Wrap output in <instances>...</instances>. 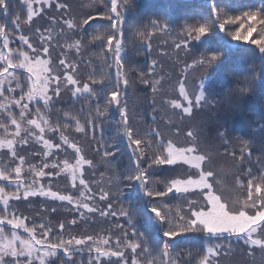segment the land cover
Instances as JSON below:
<instances>
[{
	"label": "snow or ice",
	"instance_id": "obj_1",
	"mask_svg": "<svg viewBox=\"0 0 264 264\" xmlns=\"http://www.w3.org/2000/svg\"><path fill=\"white\" fill-rule=\"evenodd\" d=\"M33 2L43 5L48 4L49 0H24L27 6L28 22H31L33 16L37 14V10L32 7ZM130 3L131 0H122L119 3L118 0H110V4L105 5L110 10L101 14L103 19L109 21L108 25L101 26L105 29V35H94L92 37L94 41H106L108 50L115 57L116 83L110 91L103 92L104 106L99 102L97 90L92 88L90 83H82L77 78L75 75L76 66L71 60L60 58L57 68H52L49 59L50 40L46 38L42 40L41 47L44 55L41 57V47H35L26 36L21 35L19 37L21 43L32 49L33 55H29L23 50H19L13 55L14 50L9 49L10 34L5 30V25L0 24V40L3 43V49L0 50V62L4 64V67L0 70V98H2L0 99V112L5 114L10 121L9 125V123L0 120V129H3L4 132L3 137H0V150H4L5 154H10L12 160L19 161L12 169L9 167L0 168V181H5L7 186H11L10 190L6 186H0V205H3V211L0 212V264H50L51 259L61 252L63 257H61L60 264H69L76 253L84 252L89 253L88 264H93V262L102 264V258H108L111 262L113 257L116 258L114 264H129V259L125 255V248L131 249L133 254L131 264H138L135 257L140 253H143L146 258L152 255L147 246V241L141 239L142 234L133 230L129 235L124 225L119 223L118 220L116 228L119 230V234L113 233L115 241H113L111 235L91 234L70 236L68 239H64L65 225L63 223L59 224L60 233H53L50 224L33 221L29 225L25 222L28 219L26 216L17 214L15 209L10 207V201L21 200V190L23 189L22 196L24 200L37 196L51 198L72 205L70 210L78 213L81 218H87L85 212H99L101 217L124 218L129 227L133 229L135 227L136 210L125 207L114 208L110 199L112 193L101 191L99 200H108L106 208H97L95 205L88 203L92 189L84 178L83 172L84 166L91 167L93 161L82 155V147L76 141L70 140L63 131H60V143L57 144H53L50 139L44 136L46 129L48 131H59L61 128L71 126L66 122L68 119H73L71 113H64L66 121L63 125L53 126L42 115L41 108V105L43 110L54 107L55 99L61 96V89L66 86H71L68 90L71 91L73 97L84 96L90 102H96L94 109L92 107L88 109V119L85 124L76 119L74 127L78 133L85 135L87 134L86 125H90L93 133L99 127L101 135L98 143L103 148L102 155L106 158L115 155V152L110 151L111 148L115 147V142L110 143L104 140L103 118L108 115V107L114 106L119 111L122 131L118 130V135H123L126 138L131 154L135 158V166L123 177L129 184L138 183L141 189L144 190L145 195L152 201L155 197H166L173 194L172 198L179 195L186 202L188 212L185 215H180L176 222H173V219L167 213L161 214L160 209L163 207V201L153 203L151 212L166 226L163 233V257H169L174 252L173 246L168 241H173L186 233L204 234L217 239L234 237L237 241H243L246 245H255L264 249V153L257 155L255 160V163L259 166V175L254 174L252 167H248L242 170L244 175L248 177L246 183L241 179H237V185L246 189L247 196L240 203V207L236 208L224 195L223 188H214L212 180L214 173L211 169L205 167L207 157L197 150L195 144L180 146L170 140H165L163 134L155 129L147 134L149 139L146 142L145 137L140 134L139 130L129 123L131 117L128 113L127 101L122 95L121 85L124 89H127L131 86L132 81L124 72L125 59L121 55L123 48L121 38L124 36L122 9L125 6H130ZM55 7L61 9L65 8L66 5L56 4ZM212 11L216 14L220 31L223 32L226 26L233 25L235 27L230 32L232 40L253 45L261 53H264V15L256 11H248L242 15L225 17L221 10L216 7H213ZM0 14L4 16L9 14L8 0H0ZM94 18L92 14H89L78 23L65 20L64 23L67 29L77 36L75 43L67 45V47H75L79 51L84 42L83 33L87 31L84 25H88L90 20ZM19 20L20 17L17 16L12 21L17 29L20 28ZM151 27L153 29L159 28L165 32L168 31L155 20L151 21ZM148 29L149 25L138 26L136 35L141 39L146 38L149 35ZM186 31V36L183 37L181 43L176 44V48H181L182 44L184 48H187L188 41L200 40L208 34L209 27L196 24L189 26ZM221 55L219 53L211 55L204 53L201 54L196 63L200 67L210 69L221 59ZM17 70H22L27 74L25 77L27 81L26 91L22 88ZM91 79L93 84L98 82L94 76ZM143 82L145 84L149 83L147 80ZM252 86L251 81L240 88V92L246 94ZM17 89H21L18 98L13 95ZM152 91H156L154 85ZM179 91L180 95L188 101V106L184 107L183 111L190 113L192 100L189 99L183 84H181ZM204 99L203 92L195 97L197 104ZM13 105L20 110L19 118L13 112ZM30 105L32 106L31 111H34L35 114L34 118L30 117ZM172 106L177 109L182 107L180 103L175 101L172 102ZM26 117H29L27 125L30 126L27 128L23 127ZM10 126L14 130H10ZM33 129H37L38 134ZM22 131L25 135H21ZM188 135L191 136L192 133ZM29 137L37 143L42 142L46 149L43 153L45 157L53 155V148H56L58 152L63 151L62 145H67L68 148L73 150L75 153L74 163L68 158H64L62 163L57 160L50 164L45 160L39 167L34 165L30 167L31 172L39 178H43L45 175H56L55 172L45 173L42 169L58 168L61 173L71 178L72 187L79 192V198L70 194L66 195L52 191L50 187L46 190L43 185L36 186L38 182L35 179L30 184H24L22 171L26 162L25 156L18 153L16 145L27 144ZM235 139L240 144V163L243 164L247 160L251 165L253 163L254 143L240 137ZM93 140H95V135H93ZM224 143L227 144L230 141L225 138ZM153 148L156 151L153 152ZM97 151H99V148ZM149 152H152L150 156L148 155ZM232 155L235 157L237 153L233 151ZM142 161L148 165L147 168L142 166ZM184 165L187 168H184ZM161 169H166L168 174L162 181L164 189L154 190L149 186V182L154 172ZM238 170H240L239 167ZM78 176L80 178L77 185ZM215 183L219 184L220 182L217 180ZM122 194L123 189L118 186L114 195L121 196ZM82 209L84 211H81ZM249 209H255L254 214L250 213ZM71 223L75 225L76 220L73 219ZM7 228H10L11 231H8ZM37 229L40 230L39 236L37 235ZM18 230L27 233V237L22 236ZM258 232L259 237H256L255 234ZM50 234H53L52 238H49ZM137 249H140V253L137 252ZM216 254H218V248L214 250L213 247H208L207 254L202 255L198 264H213L210 257ZM189 256H192L191 252H189ZM149 264H151V260H149ZM164 264H177V260L169 259L164 261ZM179 264H191V261L181 260Z\"/></svg>",
	"mask_w": 264,
	"mask_h": 264
},
{
	"label": "trees",
	"instance_id": "obj_2",
	"mask_svg": "<svg viewBox=\"0 0 264 264\" xmlns=\"http://www.w3.org/2000/svg\"><path fill=\"white\" fill-rule=\"evenodd\" d=\"M8 4L9 14L7 16L0 14V24L5 25V29L9 34L16 36L15 47L18 50L20 49L27 53L28 46L22 44L19 37L21 35L26 36L35 47H38L40 45L41 33L49 28L50 21L38 17L32 19L31 22H28L27 6L22 0H8ZM213 7L221 10V13L225 17L242 15L244 13L243 11H256L261 13V15H264V0H256L255 3L250 0H131L130 6H125V11L123 10L125 18H127L123 36L125 42H123V50L125 53L124 72L132 81V84L127 89H124L121 85L123 91L122 95L127 101V109L129 116L131 117L129 123L139 130L140 134L145 137L146 142L149 139L147 134L152 132L153 129L157 130L155 126L151 130L152 124H155L153 119V110L155 109L153 103H151L154 102L153 97L149 96L151 91V79L148 78L147 80V76H145L149 74V60L151 55H149L148 52H151L152 45L151 42H149V35L143 39L136 35V28L138 26L142 27L143 25L150 24V28L152 29L151 21L153 20L162 22L161 19H163L164 21L161 24L167 26L168 21L169 23H172L178 17L179 20L185 19L192 25H206L209 29L215 25L214 32H210L203 37V39L211 40V43L204 42L209 44L208 46L214 44V46H211V51L209 49L205 53L209 55L214 53L222 54L221 59L213 66L212 70L216 72L217 68H226L223 70L228 72L231 80L239 87L238 91H240V88L244 87L245 84L252 81L253 86L251 90L246 94L240 93L242 97V111L247 118V124L249 123L248 125L251 126L249 130L251 133L256 131L257 126L264 127V53H261L255 48V46H249L248 48L244 47V45H238V47L230 48V46H232L230 32L235 26L229 25L226 26L225 31H220L216 14L212 11ZM97 9L98 7H95V11ZM60 14L61 13H57L56 15ZM46 15L48 16L49 14ZM17 16L20 17V29L18 30L12 23ZM93 16L98 18L90 21V23L84 27L87 31L83 33L84 42L89 45L86 49H89L88 53H91V56H88V60L84 61L79 55H76L75 47H68L69 54L67 55L65 48L58 44L61 47L57 50L53 63L56 64L57 68L60 58L71 60L76 66L75 75L77 78L79 80H82L83 77H85L86 80L89 79L92 88L97 90L99 102L104 106L103 93L100 91L101 87H98L96 83L93 84L91 78L94 76L96 80L103 81L105 91H109L116 83V78L114 76L116 66H114V55L108 50L106 41H94L92 39L94 35H105V29L101 26L108 25L109 21L101 18L99 14H94ZM57 18L61 17L58 16ZM151 29L148 30V33L152 32L153 29ZM69 34H71V37H66V42L67 45H72L77 36L73 35L72 32ZM77 35L79 34L77 33ZM201 41L202 39L198 41H188L187 48L189 49V55H194L192 52L194 51L196 56H200L199 52L193 49V42L199 44ZM240 47H244L243 49L245 51L250 52L247 57H237L236 55H233L242 51L238 50ZM187 48L185 49L187 50ZM228 48L231 50L230 54L228 53ZM232 66L235 67L231 69ZM243 67L246 68L241 69ZM18 72L22 73L20 71ZM145 80L149 81V83L145 84L143 82ZM5 95H7V93H5ZM14 95L18 98L19 92L16 91ZM78 100L74 101L71 93L65 91L61 93L60 99L55 102L54 107L49 110H43V106L41 105L42 115H44L53 126H56L57 124L63 125L65 123L66 118L64 113L69 112L73 116V119H68L66 121L67 124L71 125L70 127L61 128L59 131H48L46 129L45 137L50 139L54 144H57L60 143V131H63L70 140L76 141L82 147V155L91 159L93 165H97L104 160L115 161L121 159L123 165L117 170V172L124 188L123 194L114 198L113 202L115 206L113 207L135 209V227L134 229L129 227L124 218L110 216L101 217L98 212H96L94 216L87 217L86 219L81 218L78 213L71 211L70 208L65 210V214L52 209V213L50 212V214L47 215L41 210V208H39V201H44L45 203H49L50 201L43 200V198L39 196L30 197L27 200L21 199L13 201V204L21 210L22 213L19 211L21 214L28 219L31 218V216L37 217L38 223L50 224L53 228V233H60L59 224L63 223L65 225L64 239H68L70 236L91 234L101 236L111 235L113 241H115V235H113V233L117 235L119 234V230L116 228V222L118 220L119 223L124 225V228L128 231L129 235L135 230L142 234V240L147 241V246L152 255L148 258L143 254H141L142 258L138 256V260L141 261L142 264H149V260H151V264H164V261L169 259H176L177 264H179L181 260L191 261V264H198L202 255L207 254L208 247H213L214 250L218 248V254L211 257L213 264H260L264 262V249H261L259 246L246 245L243 241H237L234 237H222L217 239L197 233H186L181 237H177L173 241H168V243L173 246L174 252L169 257H163V233L166 230V226L151 212L153 203L163 201V207L160 209L161 214L164 215L167 213L173 219V222H176L180 215H185L188 212L186 202L184 201L185 204H182L183 199L179 195L172 198L173 194H169L166 197H155L152 201L145 195L144 190H142L141 187L139 188L138 183L129 184V182L123 177L135 166V158L131 154V149L126 142V138H124L123 135H118V130L122 131L119 111L114 106L108 107V115L103 118L104 140L110 143L115 142V147L110 149V151L115 152V155L106 158L102 155L103 148L100 147L98 143L101 135L99 127H97L95 133H93L90 125H86V135L78 133L74 127L76 119H79L82 124H85V121L88 119V109L90 107L94 109L96 103L95 101L90 102L84 96H81ZM249 101L251 103H249ZM13 112L16 116L18 115L15 107H13ZM32 113L34 114V112ZM190 117L191 124L195 117V128L200 130L202 138L204 136L206 137L208 130L205 128V123L212 119V116H210L208 112L204 113L203 108H197L195 109L194 116L192 114ZM1 119L5 123H9L8 117L2 112H0V120ZM173 131L178 132L179 130L174 128ZM93 135H95V140H93ZM30 143L31 147L26 145L23 155L28 161H36L37 166H40L45 160L50 164L57 160H60L62 163L64 158H73L75 156V153L71 148H68L67 145H62L63 151L58 153L56 150L53 153L52 158H47L42 153L33 151L36 147L39 148V144L34 143L32 139H30ZM98 148L99 151H97ZM27 149L29 150L28 153L26 152ZM152 151H156L155 148H153ZM62 154H65V156H61ZM151 154L152 152H149L148 155L150 156ZM257 155H259V153L256 154L253 150V163L250 165L247 160H245L243 164L238 166L240 169L238 172L242 174L240 179L245 183L248 177L244 175L242 171L243 169L252 167L254 174L259 175V166L254 163ZM5 159L8 160L10 158L7 156ZM141 164L145 168L148 166L143 161ZM13 165H15L14 162ZM87 167L88 168L84 172V178L89 184H91V179L95 174V171L92 170V166ZM46 171L47 173L55 172L56 174H60L58 168L52 169L49 167ZM149 171L151 172V170ZM63 175L65 174L63 173ZM161 175L162 170L154 172V175L149 182V186L154 190L164 189L159 181ZM130 186H134V190L131 192L128 191L129 188H131ZM237 194L239 196L234 197L236 198V202H238L237 205L240 206V203L247 196V191L245 188H239ZM100 204L101 203H98V206ZM17 208L16 210H18ZM249 212L254 214L255 209H249ZM73 219L76 220L75 225L71 223ZM52 235L53 234H50L49 238H52ZM189 252L192 253V256H189ZM125 255L129 259V264H131L133 256H131L130 251ZM61 257H63L62 252L54 257L50 264H60ZM64 259L66 260L67 258L65 257ZM88 261V252L76 253L69 264H77V262L78 264H88ZM115 261V257L111 258V262L108 258H102V264H114ZM93 264H95V262H93Z\"/></svg>",
	"mask_w": 264,
	"mask_h": 264
},
{
	"label": "rangeland",
	"instance_id": "obj_3",
	"mask_svg": "<svg viewBox=\"0 0 264 264\" xmlns=\"http://www.w3.org/2000/svg\"><path fill=\"white\" fill-rule=\"evenodd\" d=\"M250 1H252L253 3L256 2V0H250ZM22 2L24 3V0H22ZM119 2H122V0H118V3ZM56 4H64L66 5V7L57 9L55 7ZM107 4H110V0H49L48 4H43V5L41 3L33 2L32 7L37 10V14L33 16V19L42 17L43 19H48L50 21L49 28H47L45 31L41 33L40 45L38 47H41L42 40L45 38L51 41V47L49 49L50 51L49 59L53 69H56V64L53 63V60L55 59L57 50L61 46L65 48L67 55L69 54L66 37L68 36L71 37V34L69 33L72 31L67 29L64 23L65 20H72L73 22L78 23L82 21L89 14L92 15L99 14L100 17L103 18L101 14L104 12H108L110 10L109 8L105 7V5ZM95 7H98L96 11H95ZM124 9L125 7L122 9V13ZM57 13H61V14L56 15ZM46 14L49 15L47 16ZM58 16H60L61 18H57ZM97 18L98 17H95L90 21H93ZM122 19H123L122 27L124 28L125 23L127 22V18H125L124 13ZM161 20L162 22L157 21V23L161 25V27L168 29L167 32L161 31L159 28L156 29L152 28L153 29L152 30L150 28V24H148L149 29L152 30V32L149 33V42H151L152 46H151V52L150 51L148 52V54L151 55L149 60V70H148L149 74L145 76H147L146 77L147 80L148 78L151 79L150 81L151 91L149 96L153 97L154 102L151 103H153L155 109L153 110L155 124H152L151 130L155 126L156 129L163 134V138L165 140H170L180 146H185V145L192 146L193 144H196L197 150L201 154L206 155L207 157L205 161V167L211 169L214 172V176L212 177V180L214 182V188H223L224 195L227 196V198L230 200V202L233 204L234 207L239 208L240 206L237 205L238 202H236V198L234 196H239L237 194V191L240 187L239 185H237L236 181L237 179H240L242 174L238 172V168H237L239 165H241L239 161V156H237L239 155L240 144L235 138L240 137L241 139L252 141L255 145L253 150L256 152V154L264 153V127L257 126L256 131L253 133L249 131L251 126L248 125L249 123L247 124L246 122L247 118L245 117L242 111L243 109L241 107L242 106L241 104L242 97L240 95L241 92L238 91L239 87L235 84L234 81L231 80L228 72H226V70H223L226 68H222V69L217 68L215 72L214 70H212L213 67L210 69H205L203 67H200L196 63V61L200 59L201 54H204L209 49L211 51V46H214V44L208 46L209 44L204 43V42L211 43V40L201 38L202 41L199 44L193 42L194 43L193 49L199 52L200 56H196L194 51H192L194 55L191 54L189 55L188 48L186 50L182 44V47L178 49L176 48V44L182 42L183 37L186 36L187 34L186 31L187 28L192 24H190L185 19L179 20L177 17V19H175V21L172 23H169L168 21V24L166 26L161 24L164 21L163 19ZM86 26L87 25H84V27ZM214 27L215 25L211 29H209L208 33L214 32ZM15 39L16 36H13L11 34L9 35V41H10L9 49L14 50L13 55H15L16 52L20 50V49L18 50L15 47ZM123 39L124 38L122 37L121 38L122 45L124 42ZM230 41L232 45L230 46V48L238 47V45H244V47H248V48L249 46H253L250 44H246L243 41H234L232 39ZM58 44H60L61 46H59ZM114 45L115 42L113 44V47ZM87 47H89V45L83 42L79 51L75 49L76 55H79L84 61H87L89 58L88 56H91V53H88L89 49H86ZM244 47L238 48L239 51L240 50L242 51L235 53L233 55L234 56L236 55L237 57L238 56L247 57V55H249L250 52L245 51L243 49ZM230 48H228L229 54L231 52ZM2 49H3V43L2 40H0V50ZM27 54L33 55L32 49L28 48ZM43 55L44 54L41 47V57H43ZM121 55L123 57L125 56L123 48L121 51ZM3 67L4 64L0 62V70H2ZM234 67L235 66H232L231 69H233ZM245 68L246 67H243L241 69H245ZM18 71L22 73H19ZM17 74L20 75L19 77L21 80L22 88L24 91H26L27 81L25 77L27 76V74L24 73L22 70H17ZM116 75L117 74L115 67V73H114L115 78ZM80 81L82 83L85 82L90 83L89 79L86 80L85 77H83V79ZM96 84L98 85V87L99 86L101 87L100 91L101 93H103L105 91L103 81H98ZM181 84L184 85L189 99L192 100L191 112L193 109V116L195 113V109L197 108H203L204 113L208 112L210 116H212V119L206 121L205 123V128L208 130L206 137L204 136L202 138L200 135V130L198 128H195V117L193 118V123L191 124V117L189 118L186 116L191 114V112L185 113L183 111V108L188 106V101H186L184 97L180 95L179 89ZM153 85L156 88L155 92L152 91ZM70 88L71 86L62 87L61 93L65 91L71 93V91L68 90ZM17 91L20 94L21 89H17ZM201 92H203L205 99L202 100L199 104H197L195 97L197 95H200ZM71 96L74 99V101L78 100L81 97L80 96L79 98H75L73 97L72 93ZM59 99L60 97L56 98L55 102L58 101ZM239 99H240V103H239ZM173 101L180 103L182 107L179 109L174 108L172 106ZM249 103L251 102L249 101ZM12 107L15 106L13 105ZM31 109L32 106L30 105V117L34 118L35 114L32 113L34 111H31ZM19 111L20 110L16 108V112L18 114L17 118H19ZM28 118L29 117H26L23 122V127L25 128L30 127L29 125H27ZM174 128H177L179 131L174 132L173 131ZM10 130H14V129L11 128L10 126ZM33 131L38 134L37 129H33ZM188 133H192V135L189 136ZM45 134L46 132L44 133V136ZM3 135L4 132L2 129L0 130V137H3ZM21 135H25V133L22 131ZM225 138H227V140L230 141V143L227 144L224 143ZM30 139L32 138L29 137V142L27 144L16 145V149L20 155L24 154L23 151L26 149L25 147L26 145H29L31 147ZM32 140L34 141V143H37L34 139ZM37 144H39V148L36 147V149L33 151H37L43 154L46 151V149L44 148L42 142ZM56 150H57L56 148H53L52 153H54ZM233 151L237 153L235 157L232 155ZM26 152L28 153L29 150L27 149ZM7 156L10 159L6 160L5 158ZM61 156L64 157L65 154H62ZM47 158H52V155L47 156ZM67 158L72 163H74L73 158H69V157ZM25 161L26 162L23 165V171H22V179L24 184L26 185L30 184L31 181L35 179L38 182L36 186L43 185L45 186L46 190L50 187L52 191H56L60 194H66V195L70 194L73 195L74 197L79 198V192L77 191L76 188L72 187V181L69 176H67L66 174L63 175V173L60 172V174H56L54 176L45 175L43 178L36 177L31 172V167H30L33 165L37 166L36 161L32 162L31 160L28 161V159H25ZM13 162L15 163V165H13ZM18 163L19 161L12 160L10 154H5L4 150H0V168L9 167L10 169H12ZM122 165H123V161L121 159L115 161L104 160L103 162L97 165H92V170L95 171V174L91 179L92 180L91 184H89L93 192L89 194L90 198L88 199V203L95 205L97 208H106V205L108 204V200L100 201L99 197L101 191H108L113 194L110 197V199L113 206H115L113 200L116 197V195L114 194L117 191V187L119 186L122 189L124 188L123 184L120 182L121 178L118 176V172H117V170ZM87 168H88L87 165H85L84 172ZM42 170L45 173H47L46 169H42ZM161 170H162V175L160 176L159 181L161 183V186L164 188V184L162 183V181L165 179V177L168 174L166 173V169H161ZM79 178L80 177L78 176L77 185ZM217 180L220 182L219 184L215 183V181ZM0 186H6L8 190L11 189V186H7V182L5 181H0ZM130 187L131 188H129L128 190L129 192L134 190V186L133 187L130 186ZM22 193H23V189L21 190V197H22L21 199H23ZM41 198H43V200L50 201L49 203H45L44 201H39V206H40L39 208H41V210L45 212L47 215H49L50 212L52 213V209H55V211L65 214V210L67 208L70 209L72 208V205H68L67 202L52 200L51 198H45V197H41ZM13 201H17V200L10 201L9 202L10 207L15 209L17 214H21L22 213L21 210L13 204ZM98 203L101 204L98 206ZM182 204H185L184 200ZM16 208L18 210H16ZM2 211H3V205H0V212ZM95 213L96 212L85 213V215H87L86 217H91L94 216ZM33 221L38 222L37 217L31 216V218L27 219L25 222L31 225ZM7 230L11 231L10 228H7ZM18 231L22 236L27 237V233H23L22 230H18ZM39 232L40 230L37 229L38 236H39ZM258 233L255 234L256 237H259ZM124 250H125V254L128 253L129 251L131 253V249L125 248ZM137 252L140 253V249H137ZM141 254L143 253H140V255L138 256L141 257ZM131 256H133L132 253ZM138 256H136L135 258L137 259L138 264H142L141 261L138 260ZM210 259L212 258L210 257ZM260 264H264V262Z\"/></svg>",
	"mask_w": 264,
	"mask_h": 264
}]
</instances>
